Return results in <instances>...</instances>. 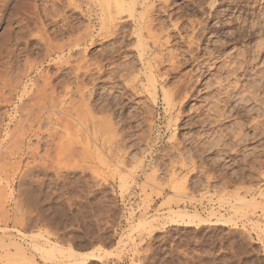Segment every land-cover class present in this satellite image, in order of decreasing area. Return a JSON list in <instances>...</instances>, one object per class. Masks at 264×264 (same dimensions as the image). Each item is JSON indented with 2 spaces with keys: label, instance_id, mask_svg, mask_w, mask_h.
<instances>
[{
  "label": "rangeland",
  "instance_id": "obj_1",
  "mask_svg": "<svg viewBox=\"0 0 264 264\" xmlns=\"http://www.w3.org/2000/svg\"><path fill=\"white\" fill-rule=\"evenodd\" d=\"M32 1L10 0L0 11L1 69L9 49L18 62L7 75L16 80L25 73L29 86L42 74L61 70L54 79L71 87L73 62L81 56L106 63L110 70L103 78L125 66L118 82L117 76L94 81L105 87L97 89V99L115 105L113 120L122 139L115 152H121L125 166L111 163L103 145L84 144L93 127L87 134L71 126L67 135L65 125L50 126L46 116L54 112L45 111L37 138L26 124L23 130L16 125L23 119L14 109L19 95L14 104L0 103V264H264V0H148L138 6L137 16L153 9L154 37L143 30L142 38L137 16L127 12L116 16L114 32L101 28L96 0L83 2L91 16L66 0H37V9ZM109 1L115 10L116 1ZM88 25L93 40L72 52V68H60L68 48L46 56L50 41L68 45L75 33L88 32ZM167 37L169 43L155 53L180 58L174 68L168 61L162 65L169 72L158 77L160 85L172 89L190 74L201 89L186 102L177 126L162 90L154 101L147 91L123 86L139 74V46L151 48L155 38L161 44ZM140 76L138 81L146 82ZM63 87L57 89L62 99ZM7 92L2 85L0 93ZM20 136L25 140L18 145ZM171 178L183 181L185 189L173 190ZM186 198L195 201L179 204ZM177 209L210 222L171 224Z\"/></svg>",
  "mask_w": 264,
  "mask_h": 264
},
{
  "label": "bare ground",
  "instance_id": "obj_2",
  "mask_svg": "<svg viewBox=\"0 0 264 264\" xmlns=\"http://www.w3.org/2000/svg\"><path fill=\"white\" fill-rule=\"evenodd\" d=\"M10 0H0V11H3L7 5H8V2ZM29 1V0H28ZM32 1V0H30ZM36 1L37 0H33L32 3H30L33 7H35V9H37V4H36ZM64 1V0H63ZM85 0H66V3L68 4L67 6H74L75 8L77 9H80L82 12H84V14L86 15H89L91 16L93 13L92 9L87 7L89 6L87 4L86 8L83 7V2ZM98 2V7H100V12H101V18L103 19L102 20V27L101 28H107L108 27V31H111V32H114V28H116L118 26V23L116 22L117 21V17L118 15L120 14H123L124 12L128 14L129 17H134L136 18L137 16V11H138V6L139 5H146L147 4V1L148 0H114V3L116 1V9L113 10V8H111V1L109 0H96ZM45 2V1H44ZM90 2V1H89ZM150 2V1H148ZM168 2V0L166 1ZM26 3V2H25ZM27 4V3H26ZM60 4V2H59ZM149 4V3H148ZM96 5V4H95ZM154 5V4H153ZM29 7H31L29 4H28ZM70 6V7H71ZM141 6V7H142ZM31 7V8H33ZM54 7V6H53ZM66 7V6H65ZM91 7V6H90ZM149 7V5H148ZM27 8V7H26ZM24 8V9H26ZM41 8V7H40ZM143 8V7H142ZM151 8V7H150ZM153 8V7H152ZM44 9V8H43ZM47 9V8H46ZM58 9V8H57ZM86 9V10H85ZM34 11V8L32 9ZM49 10V8H48ZM146 10V11H145ZM144 11L142 10L141 14H139V16H137L138 18V27H137V33L138 35L142 38L143 36V30H146L148 32V35L151 36V37H154L153 34H152V31H153V25H154V21L155 19L152 17V11L153 9H145ZM27 11V10H25ZM45 12V11H44ZM30 13V12H29ZM37 13V12H36ZM35 13V15H36ZM62 13V12H61ZM3 14V13H2ZM59 14V13H58ZM33 15V14H31ZM34 15V16H35ZM37 16V15H36ZM61 16V15H60ZM127 16V17H128ZM32 17V16H31ZM30 17V18H31ZM38 17V16H37ZM37 17H32L34 18L35 20L37 19ZM57 17V15H56ZM155 17V16H154ZM158 17V16H157ZM170 17V16H169ZM24 18V17H23ZM23 20V19H22ZM29 21V20H28ZM40 21V19L38 20ZM37 21V22H38ZM51 21V20H50ZM48 22V21H47ZM35 23V22H34ZM157 23V22H156ZM39 24V28H42L44 27L43 24L42 25V22H38ZM38 24H35L38 26ZM47 24V23H46ZM56 24V23H55ZM159 24V23H158ZM178 24V23H177ZM42 25V26H41ZM157 25V24H156ZM155 25V26H156ZM169 25V24H168ZM67 26V25H65ZM175 25H173L174 27ZM58 27V26H57ZM91 27V26H90ZM176 27V26H175ZM37 28V29H39ZM62 28V27H61ZM82 28V27H81ZM89 28V25L87 27V29ZM45 30V27L43 28ZM41 30V29H40ZM72 30V29H71ZM75 30V29H74ZM81 30V29H80ZM42 31V30H41ZM47 31V30H46ZM58 31V30H57ZM76 31V30H75ZM88 32H83V33H75L74 35L75 36H71L73 38L69 39L68 41V45L67 43L64 45V43H62V45H55L57 43H51V39L49 37V47L47 48V53L46 56L50 57L52 55H56V54H59L60 53H63L65 52V50L67 49V51L69 50V55L68 57L66 56V60L62 61V65L60 68H65L67 67L68 65L71 66L72 68V63H71V58L72 57V52L77 49L78 47H82V45L86 44L87 43H90L88 42L89 38L92 39L91 37V30H86ZM104 31V30H103ZM68 32V31H67ZM70 32V31H69ZM106 32V34H108ZM110 32V34H111ZM166 32V31H165ZM46 32H44L45 34ZM50 34V33H49ZM59 34V33H58ZM102 34V33H101ZM115 34V33H114ZM177 35V34H176ZM45 36V35H44ZM53 36V35H52ZM69 36V35H67ZM189 36V35H188ZM102 37V36H101ZM139 37V39H140ZM192 37V36H191ZM47 38V37H46ZM68 39V38H67ZM90 39V40H91ZM153 39V38H152ZM169 37L166 38V41L165 42H162L161 44L158 43L156 44L158 41L156 40L155 38V42H154V46L151 48L148 46V45H143L142 43V47L139 46L140 50H139V60H140V63H141V68L139 70V74L135 75L134 78H132V80H130L129 82H125V84L123 83V86L125 89L127 90H133L135 91V93H143L144 91H147L149 92V94L151 95V98L154 100V101H157L160 97V90H162L163 92V98L162 100H166L165 102H167V105L169 107V110L173 113L176 112V116H174L173 118H175L174 122H175V125L177 126V122L180 121V118H181V115L183 114L182 112L184 111L183 108L185 107L186 105V102L188 101L189 98L193 97L195 95L196 92L200 91L198 90L195 85H193V76H191L189 74V77L187 78H183L182 80H180L179 82H177V84H175V86L172 88V89H166V87L164 86V84H161L159 83V78L158 77H161L162 79L164 78L165 74L168 75V68H163L162 65L164 63H166L167 61L169 62V66L170 67H173L179 62V58L177 55L173 56L171 53L169 54L168 52L165 53L163 51H161L160 54H157L155 52H157V48L158 47H163L164 46V43L167 44L169 43ZM44 42L46 39H43ZM93 40V39H92ZM91 40V41H92ZM143 40V39H142ZM159 40V39H158ZM41 41V40H40ZM47 41V40H46ZM48 41V42H49ZM63 41V40H62ZM141 41V40H140ZM157 41V42H156ZM192 41V40H191ZM47 42V43H48ZM94 42V41H93ZM46 43V45H47ZM194 44V43H193ZM89 45V44H88ZM190 45V44H189ZM14 46V45H12ZM85 46V45H84ZM15 47V46H14ZM80 47V48H81ZM13 48V47H11ZM9 49V48H8ZM24 51V50H23ZM79 51V50H78ZM83 51V50H82ZM187 51V50H186ZM86 52V51H85ZM175 52V51H174ZM77 53V52H76ZM81 53V52H80ZM104 53V52H103ZM112 53V51H111ZM181 53V52H180ZM78 54V53H77ZM83 54V53H82ZM114 54V53H113ZM193 54V53H192ZM85 55V54H84ZM14 56H15V51L14 50H7V57L9 58V60H7L6 62H4L3 64L5 65V69L2 70L1 69V63H0V76L1 77H4L2 78L3 81H2V85L5 89H8L9 93L7 92L8 95H6L5 93H0L1 96H0V103H8V104H14L15 103V99L17 97V95H19L17 97L18 99V102L15 104V113L18 114V113H21L19 114L20 116H23V119H19L17 124H16V121H15V124L18 126V127H21L23 130L24 127H25V124L28 126V131H30L31 133L33 132V135H35L37 138H40V128H41V125H43V121H44V116H45V111H52L54 113H56V115H60V116H55L54 117V113L53 114H49L50 116H48L47 114V119L50 120V126H59V124H62L63 126L65 125L66 128H68V133L67 135L73 133L71 132L70 133V130L73 129V127L71 128V126H76V127H83L84 131L87 129L88 130V127L90 126L93 127L92 130L94 129V133L91 134L90 136H84L86 138H83L82 141L85 139L87 141H85L84 144H86L87 142H89L90 140H93L94 144L98 143V144H101L103 145V147L106 149L108 156V160L111 162L114 161V163L117 165V167H123L125 166L124 165V161L123 160L124 158L120 157L118 155V153L121 154V152L119 151L118 153L115 152V147L117 148L119 146L120 141L122 140L121 139V136L119 137L118 134H116L117 132V128L115 125V122L113 120V107L115 106L114 103H112V101L107 98H103L101 96V98L99 97V99H97V95H99L97 93V89L98 88H101V86H96L97 84H94L95 80L96 79H100L99 82H112L111 80L115 79L114 76H117L118 77V80H116L117 82L119 81L120 78L123 77V72L121 73V71H123L122 69L125 67H122L121 70L119 69L117 71V73L115 72V74H112L111 77L110 75L107 76V78H103V76H105L106 74L109 73V68L101 63V61L99 62V60L95 61V62H88V60L84 61V57L81 56L79 57V62H73L74 64V67L73 69H71V71L73 70V74L75 75V82L74 84L70 87L69 85L68 86H64L66 85V83L64 81H62V79L60 81H56L55 79L59 78L58 76L61 75L62 71L60 70L58 73H53V74H42L44 72H40L42 75L40 76V82L39 81H33L30 86L29 84L27 85L25 82L26 80L24 81L25 77H26V74L24 73L23 75H21L20 78L16 79V80H12L11 77H9L7 75V71H11L14 66L17 64L16 63V59H14ZM57 56V55H56ZM74 56V55H73ZM178 58V60H175L176 57ZM180 56V55H179ZM19 57V55H18ZM71 57V58H70ZM84 58L83 61H81L82 59L81 58ZM102 57V56H101ZM115 57V56H113ZM182 57V56H181ZM53 58V57H52ZM68 58V59H67ZM26 59V58H25ZM24 59V61H25ZM29 59V58H28ZM60 59V58H58ZM65 59V58H63ZM76 59H77V56H76ZM81 59V60H80ZM115 59V58H114ZM186 59V58H185ZM27 60V59H26ZM49 60V59H48ZM110 60V59H109ZM121 60V59H120ZM34 61V60H33ZM32 61V62H33ZM43 61V60H42ZM77 61V60H76ZM92 61V60H91ZM108 61V60H107ZM184 61V60H183ZM1 62V61H0ZM18 62V61H17ZM53 62V61H51ZM64 62H65V65H64ZM188 62V61H187ZM27 64V62H25ZM29 63V62H28ZM41 63V62H40ZM57 63V61H56ZM71 63V64H70ZM115 63V62H114ZM2 64V66H3ZM24 64V65H26ZM39 64V62H38ZM118 64V63H117ZM182 64V63H180ZM37 65V63L35 64ZM60 65V64H58ZM114 65V64H113ZM128 65V64H127ZM27 66V65H26ZM25 66V67H26ZM29 66V65H28ZM38 66V65H37ZM64 66V67H63ZM112 66V65H111ZM129 66V65H128ZM33 67L30 66V69ZM29 68V67H28ZM34 68V67H33ZM32 68V69H33ZM38 68V67H37ZM126 68V67H125ZM31 69V70H32ZM129 69V68H128ZM40 70V69H39ZM113 70V69H112ZM111 70V72H112ZM234 70V69H233ZM5 71V72H4ZM25 71V70H24ZM27 71V70H26ZM65 71V70H64ZM126 71V70H125ZM21 72V71H20ZM192 72V71H190ZM189 72V73H190ZM27 73V72H26ZM65 73V72H64ZM142 73L144 75V82L141 80V81H138V77L139 75L141 74L142 76ZM9 74V73H8ZM65 75V74H64ZM188 75V74H187ZM193 75V74H192ZM12 76V75H11ZM85 77L86 79L88 78V80L91 82V85L93 87L89 88L88 87V84H86L87 80H84V78L82 77ZM125 76V75H124ZM140 76V77H141ZM18 77V75H17ZM39 78V77H38ZM55 78V79H54ZM74 78V77H73ZM103 78V79H102ZM160 78V79H161ZM1 79V78H0ZM67 79V78H66ZM36 80V79H35ZM121 80V79H120ZM30 81V80H29ZM56 81V83L54 82ZM67 81V80H66ZM70 81V80H69ZM68 81V82H69ZM88 81V82H89ZM98 81V80H97ZM195 81V80H194ZM72 82V81H71ZM124 82V81H123ZM70 83V82H69ZM97 83V82H96ZM2 85H0L1 89H2ZM59 86H64V91H65V94L63 95V99L61 98V95L60 93H58V87ZM115 86H118V85H115ZM161 87V88H160ZM105 88V87H104ZM103 88V89H104ZM123 88V89H124ZM169 88V87H168ZM236 88V87H235ZM102 89V88H101ZM99 89V90H101ZM102 89V90H103ZM105 90V89H104ZM2 91V90H1ZM60 92V91H59ZM109 92V91H108ZM232 94V93H231ZM123 95V94H122ZM113 96V95H112ZM122 98V97H121ZM219 103V102H218ZM3 104V106H4ZM125 105V104H124ZM1 106V105H0ZM219 108V107H218ZM220 109V108H219ZM206 110V109H205ZM212 110V108H211ZM215 111V110H214ZM103 113L102 115L103 116H97L96 113ZM216 112V111H215ZM15 114V115H16ZM216 115V114H215ZM172 116V115H171ZM19 117V116H18ZM22 118V117H21ZM217 118V117H216ZM16 119V118H15ZM213 121V120H212ZM215 123V122H213ZM139 124V123H138ZM49 125V124H48ZM60 125V126H62ZM70 126V127H69ZM15 127V126H13ZM44 127V126H43ZM64 127V128H65ZM71 128V129H70ZM90 128L88 130V132L90 131ZM177 128V127H176ZM75 129V127H74ZM79 131H82L80 128H78ZM77 129V130H78ZM9 130V129H8ZM42 130V129H41ZM62 130V129H61ZM11 131V130H10ZM72 131V130H71ZM75 131V130H74ZM27 132V131H26ZM22 133V132H21ZM64 133V132H63ZM61 133V134H63ZM87 133V132H86ZM92 133V132H91ZM17 134V133H16ZM19 134V133H18ZM60 134V135H61ZM84 134V133H83ZM82 134V135H83ZM87 134H90L87 133ZM22 135V134H21ZM52 134H50L51 136ZM80 135V134H79ZM86 135V134H85ZM16 136V135H15ZM18 136V135H17ZM53 136V135H52ZM56 136V134H55ZM72 136V135H71ZM81 136V135H80ZM123 136V135H122ZM21 137V136H20ZM35 137V138H36ZM65 134H64V136ZM74 137V136H73ZM83 137V136H82ZM53 138V137H52ZM50 138V139H52ZM61 138V137H59ZM142 139V137H141ZM25 139L21 137V139L19 137H17L16 139V143H19L22 141H24ZM31 140V139H30ZM40 140V139H39ZM41 141V140H40ZM56 140H54L55 142ZM37 142V141H36ZM48 142V140H47ZM61 142V141H59ZM72 142V141H71ZM76 142V140H73V143ZM91 142V141H90ZM57 143V142H56ZM70 143V141H69ZM68 143H65V147H70L72 145H67ZM16 145V144H15ZM74 145V144H73ZM83 145V144H82ZM97 145V144H96ZM46 146V144H45ZM48 146V145H47ZM50 146V145H49ZM18 147V146H17ZM31 147V145L29 146V148ZM64 147V148H65ZM73 147V146H72ZM70 147V148H72ZM77 147V146H76ZM102 147V146H101ZM121 147V146H120ZM63 148V146H62ZM79 148V147H78ZM119 148V147H118ZM74 149V148H73ZM81 149V147H80ZM79 149V150H80ZM98 149V148H97ZM103 149V150H105ZM61 150V149H60ZM77 150V151H79ZM92 150V149H91ZM18 151V150H17ZM72 151V150H71ZM74 151V150H73ZM96 151V150H95ZM94 151V152H95ZM35 152V151H34ZM65 152V151H64ZM67 152V151H66ZM82 152H83V149H82ZM81 152V153H82ZM99 152V151H98ZM96 152V154L98 153ZM70 154L73 152H69ZM77 153V152H76ZM86 153V152H85ZM28 154V153H27ZM48 154V153H46ZM75 154V153H74ZM79 154V153H77ZM87 154V153H86ZM128 154V152H127ZM32 155V154H31ZM34 155V154H33ZM44 155V154H43ZM54 155V154H53ZM60 155V154H59ZM123 155V154H122ZM73 156V155H72ZM80 155H78L79 157ZM87 156V155H86ZM71 157V156H70ZM105 157V159L107 158ZM41 159V158H40ZM99 159V158H98ZM19 160V159H17ZM28 160V159H27ZM55 160V159H54ZM107 160V161H108ZM108 161V162H109ZM32 163V162H31ZM30 163V165H31ZM102 164H104L103 162H101ZM107 163V162H106ZM112 163V162H111ZM108 164V163H107ZM20 165V164H19ZM27 165V164H26ZM54 165V164H53ZM104 166V165H103ZM182 166V165H181ZM91 167V166H90ZM93 167V166H92ZM91 167V168H92ZM102 167V166H101ZM108 167V166H107ZM116 167V169H117ZM32 168V167H31ZM54 169V167H52ZM61 168V167H60ZM127 168V167H126ZM195 169V168H194ZM28 170V169H27ZM60 170V169H59ZM100 170V169H99ZM119 171V169H117ZM132 170V169H131ZM155 170V169H154ZM153 170V171H154ZM91 171V170H90ZM101 171V170H100ZM123 171V170H122ZM194 171V170H193ZM114 172V171H113ZM136 172V171H135ZM155 172V171H154ZM159 172V171H158ZM27 173V172H26ZM55 173V172H54ZM91 173V172H90ZM96 173V172H95ZM118 173V172H117ZM175 173V172H174ZM25 174V173H24ZM154 175L155 173H151L149 175ZM173 174V173H172ZM97 175V173H96ZM95 175V176H96ZM124 175V174H123ZM127 175V174H126ZM125 175V176H126ZM129 175V174H128ZM132 175V174H131ZM148 175V176H149ZM156 175V174H155ZM154 175V176H155ZM93 176V175H92ZM94 176V178H95ZM153 176V177H154ZM131 177V176H130ZM129 177V179H130ZM93 178V180H94ZM97 178V177H96ZM99 178V177H98ZM124 178V176H123ZM121 179V178H120ZM125 179V178H124ZM124 179H121V180H124ZM172 179V178H171ZM185 179V178H184ZM183 179V180H184ZM152 180V179H151ZM102 181V180H101ZM149 181V178L147 180V182ZM183 182V181H182ZM182 182H179L177 181V179H172V188L173 190H181L183 189L184 187V184ZM89 184V183H88ZM105 184V183H104ZM125 185V187L128 185L127 183L126 184H123ZM88 186V185H87ZM124 187V186H123ZM129 187V186H128ZM123 189V188H122ZM185 189V188H184ZM126 192V191H125ZM178 194V193H177ZM180 196V194H178ZM176 195V196H178ZM183 199V198H182ZM172 200V199H171ZM174 200V199H173ZM179 200V199H178ZM174 200V203L178 204L180 202ZM185 201H190V203L194 202L193 199H188L186 198V200H184L182 203H179V204H183ZM197 202V201H196ZM195 202V203H196ZM229 202V201H228ZM227 202V203H228ZM148 203V202H147ZM168 203V202H167ZM230 204H232V202H229ZM150 204V203H149ZM148 204V205H149ZM170 205V203H168ZM172 204V203H171ZM200 204V203H198ZM164 205V204H163ZM185 205V203H184ZM214 213V212H213ZM175 215L172 216L171 220H170V223L171 224H174V223H181V222H185L186 224H193V223H196L198 225L200 224H207L209 223L210 221L208 220H205V219H199L197 220L195 218V216L193 215H190V214H187L185 212H182L180 210H176ZM213 215V214H212ZM212 223V222H211ZM215 223V222H213ZM224 223V222H222ZM49 253H54V250L53 249H49L48 250ZM72 255V254H71ZM72 257V256H71ZM73 264H80V262H75Z\"/></svg>",
  "mask_w": 264,
  "mask_h": 264
}]
</instances>
